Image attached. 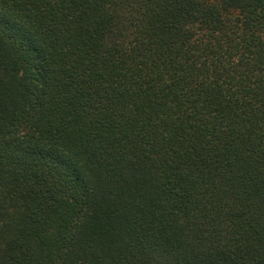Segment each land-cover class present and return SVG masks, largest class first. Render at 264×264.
Here are the masks:
<instances>
[{
    "label": "trees",
    "instance_id": "1",
    "mask_svg": "<svg viewBox=\"0 0 264 264\" xmlns=\"http://www.w3.org/2000/svg\"><path fill=\"white\" fill-rule=\"evenodd\" d=\"M0 264H264V0H0Z\"/></svg>",
    "mask_w": 264,
    "mask_h": 264
}]
</instances>
